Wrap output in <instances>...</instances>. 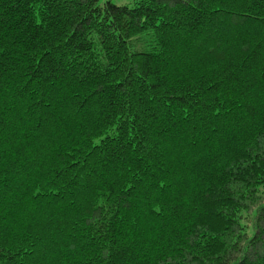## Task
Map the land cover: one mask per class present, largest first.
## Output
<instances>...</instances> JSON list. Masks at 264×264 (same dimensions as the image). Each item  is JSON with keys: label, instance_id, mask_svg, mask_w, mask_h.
Returning a JSON list of instances; mask_svg holds the SVG:
<instances>
[{"label": "trees", "instance_id": "obj_1", "mask_svg": "<svg viewBox=\"0 0 264 264\" xmlns=\"http://www.w3.org/2000/svg\"><path fill=\"white\" fill-rule=\"evenodd\" d=\"M0 264H264V0H0Z\"/></svg>", "mask_w": 264, "mask_h": 264}, {"label": "rangeland", "instance_id": "obj_2", "mask_svg": "<svg viewBox=\"0 0 264 264\" xmlns=\"http://www.w3.org/2000/svg\"><path fill=\"white\" fill-rule=\"evenodd\" d=\"M102 2H106L108 0H101ZM114 4L118 5V6H124L127 5L129 3H133V2H138L140 0H111Z\"/></svg>", "mask_w": 264, "mask_h": 264}]
</instances>
